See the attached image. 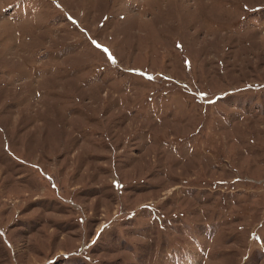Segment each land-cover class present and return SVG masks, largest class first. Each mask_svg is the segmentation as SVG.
I'll list each match as a JSON object with an SVG mask.
<instances>
[{
    "label": "rangeland",
    "instance_id": "rangeland-1",
    "mask_svg": "<svg viewBox=\"0 0 264 264\" xmlns=\"http://www.w3.org/2000/svg\"><path fill=\"white\" fill-rule=\"evenodd\" d=\"M0 264H264V0H0Z\"/></svg>",
    "mask_w": 264,
    "mask_h": 264
}]
</instances>
